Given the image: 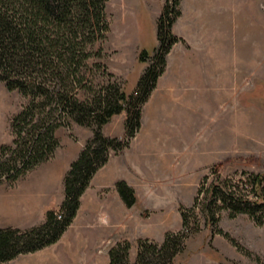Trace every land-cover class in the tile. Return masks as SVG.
Segmentation results:
<instances>
[{
	"label": "rangeland",
	"instance_id": "rangeland-1",
	"mask_svg": "<svg viewBox=\"0 0 264 264\" xmlns=\"http://www.w3.org/2000/svg\"><path fill=\"white\" fill-rule=\"evenodd\" d=\"M195 1L180 0L181 16L172 27V32L183 40L177 43L181 62L177 67L180 63V70L188 79L194 80L199 76L197 53L185 38L193 42L197 35L193 28L194 23L201 20V14L196 11ZM224 1L227 5L237 3L245 8L244 16L252 34L263 26L264 0ZM165 2L108 0L106 3L109 31L95 49L102 50L100 62L113 75L110 82L119 84L126 95L135 91L158 47L156 23ZM210 12V18L214 16L210 29L216 30L219 39L229 28L228 25L226 28V22L237 25V13H217L215 9ZM250 38L242 56L250 66L239 70L238 84L227 87L219 84L215 88L210 85L209 78L203 77L200 108L197 101L187 100L168 109L171 116H165V123L160 124L165 126V136H168L165 147L155 149L148 157L149 160L153 158L152 167L145 171L149 184L145 189L134 190L138 199L135 206L124 207L122 211L76 216L57 243L4 264H109V249L124 240L130 243L129 261L132 264L136 259L138 240L148 239L160 244L166 233L180 229L179 208L192 205L201 179L211 168L217 166L223 178L242 171L262 173L264 45L257 46ZM233 44L235 48V42ZM218 46V61L222 62L226 59V43L219 42ZM141 51L147 52L146 62L139 61ZM96 80L107 83L108 79L100 72L96 74ZM27 102L20 93L8 91L0 82V146L12 141L10 120ZM191 104L195 107H190ZM55 135L60 145L50 161L39 165L12 186L0 185V228L29 229L41 224L48 210H59L64 199L63 177L92 132L90 128L71 124L57 129ZM108 192L109 189L103 191ZM218 227L251 255L239 251L222 235L210 237V230L204 228L201 219V231L187 239L185 251L174 264H259L256 258L264 263V226H255L247 215L230 219L223 211Z\"/></svg>",
	"mask_w": 264,
	"mask_h": 264
},
{
	"label": "trees",
	"instance_id": "trees-1",
	"mask_svg": "<svg viewBox=\"0 0 264 264\" xmlns=\"http://www.w3.org/2000/svg\"><path fill=\"white\" fill-rule=\"evenodd\" d=\"M108 0H0V82L28 102L10 120L12 141L0 146V185H14L39 165L50 161L59 148L57 129L76 124L92 135L73 160L62 180L64 199L59 210H48L44 221L29 229L0 228V264L34 254L57 243L72 224L81 197L110 155L129 148L141 129L144 105L163 75L166 56L183 40L172 32L181 16L180 0H166L156 23L158 47L139 78L135 91L126 95L107 71L102 50L96 45L106 38ZM141 51L139 61L148 60ZM107 83L97 82L96 74ZM125 113L124 136L107 137L102 128L114 116ZM114 190L126 208L138 202L125 181ZM230 219L247 215L255 226H264V171H242L223 178L217 166L204 175L192 205L179 208L181 225L166 233L160 244L140 239L132 264H174L185 242L203 226L222 235L245 255L228 233L218 227L221 212ZM130 243L120 241L108 252L109 264H131ZM259 264H264L256 258ZM231 264H241L231 262Z\"/></svg>",
	"mask_w": 264,
	"mask_h": 264
},
{
	"label": "crops",
	"instance_id": "crops-1",
	"mask_svg": "<svg viewBox=\"0 0 264 264\" xmlns=\"http://www.w3.org/2000/svg\"><path fill=\"white\" fill-rule=\"evenodd\" d=\"M195 3L196 11L201 14V20L194 23L193 28L197 35L195 39H192L193 42L191 39H185L192 46L194 53H197L198 62L196 64L199 76L195 80L185 76L179 68L181 67L178 54L180 45L173 46L167 56L166 70L159 77L155 90L143 107L139 134L131 141L129 148L117 156H111L107 164L95 174L81 197L77 217L94 212L103 214L110 213L111 210H125V206L113 189L114 184L122 180L135 191L148 187L149 182L145 171L153 164V158L149 160L148 157L153 155L155 149H159L161 146L165 147V139L168 136H165V126L160 124L165 123V116H171V111L168 109L187 100L197 101L200 108L201 95L199 93L203 86V77L209 78L210 85L215 88L219 84L226 87L238 84L241 70L250 66L248 60L243 58V48L250 43L249 38L252 37L250 39L257 46L264 45V23H262V27H258L255 34H252L248 30L247 20L244 16L245 8L240 4L227 5L224 0L222 2L219 0L216 2L196 0ZM213 7L217 13L229 12L238 15L237 25L232 22L225 23L226 28L227 25L229 28L221 39L218 38L216 30L214 32L210 29L209 24L214 16L211 15L210 18L208 13H212L210 11L214 10ZM219 42L226 43V59L222 62L218 61ZM233 42H235V48ZM235 49L236 53H234ZM178 62H180L179 67H177ZM190 107L194 108L195 105L191 104ZM125 118V113L114 116L102 128V133L107 137H123ZM106 189H109L107 194L103 193Z\"/></svg>",
	"mask_w": 264,
	"mask_h": 264
}]
</instances>
